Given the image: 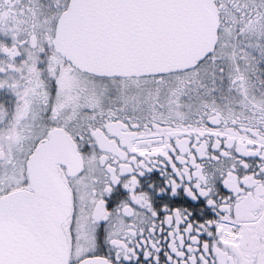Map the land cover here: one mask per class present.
<instances>
[{
  "label": "snow or ice",
  "instance_id": "snow-or-ice-1",
  "mask_svg": "<svg viewBox=\"0 0 264 264\" xmlns=\"http://www.w3.org/2000/svg\"><path fill=\"white\" fill-rule=\"evenodd\" d=\"M0 264H264V0H0Z\"/></svg>",
  "mask_w": 264,
  "mask_h": 264
}]
</instances>
